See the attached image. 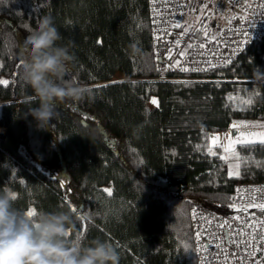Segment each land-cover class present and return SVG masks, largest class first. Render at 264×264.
Instances as JSON below:
<instances>
[{"label":"trees","instance_id":"obj_1","mask_svg":"<svg viewBox=\"0 0 264 264\" xmlns=\"http://www.w3.org/2000/svg\"><path fill=\"white\" fill-rule=\"evenodd\" d=\"M45 15L75 57L64 79L86 92L41 129L17 33L24 41ZM0 17V191L25 213H71L69 241H108L120 264H196L191 209L225 222L237 184L264 181L260 143L235 147L239 176L229 177L221 148L208 154L210 133L264 122V77L254 71L264 72V33L230 63L189 73L156 57L148 0H0ZM189 29L201 38V24Z\"/></svg>","mask_w":264,"mask_h":264},{"label":"built area","instance_id":"obj_2","mask_svg":"<svg viewBox=\"0 0 264 264\" xmlns=\"http://www.w3.org/2000/svg\"><path fill=\"white\" fill-rule=\"evenodd\" d=\"M148 8L156 57L177 72L203 73L226 65L264 33V0H148ZM190 24L202 25L201 38H190ZM177 60L180 66L174 67ZM259 203H264V181L237 184L233 213L225 222L192 208L196 264H264V211L249 207Z\"/></svg>","mask_w":264,"mask_h":264},{"label":"clouds","instance_id":"obj_3","mask_svg":"<svg viewBox=\"0 0 264 264\" xmlns=\"http://www.w3.org/2000/svg\"><path fill=\"white\" fill-rule=\"evenodd\" d=\"M61 34L51 15L41 17L28 27L23 47L30 54L22 62L21 79L38 100L30 110L38 128H48L57 107L68 100L79 101L86 89L64 79L75 57L67 46L57 45ZM7 47H14L8 38ZM257 76L264 72L254 67ZM11 190L0 191V264H120V255L108 241L94 239L88 244H73L69 232L71 213L41 212L35 217L14 206Z\"/></svg>","mask_w":264,"mask_h":264},{"label":"snow or ice","instance_id":"obj_4","mask_svg":"<svg viewBox=\"0 0 264 264\" xmlns=\"http://www.w3.org/2000/svg\"><path fill=\"white\" fill-rule=\"evenodd\" d=\"M175 27H180L181 24L178 22L174 25ZM192 45H189V48H191ZM200 47H203V44L200 45ZM181 56H185L187 55V53L185 52H181L180 53ZM171 57H169L170 59ZM174 67H179L180 66V61L177 60L176 64L173 65ZM182 71H189L188 68H182ZM192 71H197L199 69H191ZM0 84H7V81H0ZM255 95V93H253ZM229 99H232L231 97H229ZM152 104L157 105L158 106V101L153 99L151 101ZM244 104L246 105H250L252 103V97L250 96L247 100L243 101ZM241 127H249L248 125H240ZM233 127H237V125H233ZM251 127H262L264 128V125H252ZM235 135V134H233ZM220 140L219 137H212L211 138V144L212 146L208 148V154L209 155H216L215 151L213 150L214 147H222L224 149L225 153L230 154L232 157H234L237 160H240V156L238 155L236 149L234 148V145L239 144L241 146H248V145H253L256 143H260L261 145H264V132H260V133H248L246 135H242L239 139H230L229 143L225 146L223 144H217V141ZM220 159L222 160H227L228 156L227 155H222L220 156ZM239 168V164H237L235 166V168H230L228 175L229 177H232L233 175L239 176V171L237 170ZM104 191L107 193L108 196L112 195V190L111 189H104ZM255 191V190H254ZM11 198L12 199H16V194L13 192H10ZM255 199V198H253ZM233 207L235 208L236 206L233 205ZM249 207H256L258 209H260L261 211H264V203H259V204H253V205H249ZM237 211H247V207L243 208V209H236ZM73 212H76V209L73 208L72 209ZM26 215L28 217H35L37 215L36 211L33 209H29L26 212ZM235 218V217H234ZM261 224H264V221H260ZM199 235V234H198ZM79 239V237H77V240ZM253 239H255V237H253ZM261 241H264V236L260 237ZM185 247H187V245H185Z\"/></svg>","mask_w":264,"mask_h":264},{"label":"rangeland","instance_id":"obj_5","mask_svg":"<svg viewBox=\"0 0 264 264\" xmlns=\"http://www.w3.org/2000/svg\"><path fill=\"white\" fill-rule=\"evenodd\" d=\"M2 20H3V18L0 17V22ZM17 34H18L19 43H20V59L25 60L28 57V55L30 54V49L26 48V47H23V40L21 39L19 33H17ZM121 79H123V77L121 75H116L115 76V80H121ZM179 80H181V79H179ZM200 80H205V79H200ZM153 99H155V98L154 97L151 98V100L148 102L147 105L149 107L156 106V105L151 103V101ZM233 125H237V127H233ZM240 125H248L249 127H241ZM252 125H264V122H258V121H254V120H245V121H234V122H232L225 131H220L222 140L220 141L219 144H223V145L226 146L230 139H233V140L239 139L242 135H246L248 133L264 132V128H262V127H251ZM233 134H235V135H233ZM237 145L238 144L234 145V148ZM219 148L222 149L223 155H227L228 156V159L225 160V165H226L227 172H229L230 168H235V166L237 165V160L234 157H232L230 154L225 153L224 149L222 147H219ZM101 163H102V167L104 168L103 161H101ZM58 176L60 177V179L62 181H65L66 177H65L63 172L59 171L58 172Z\"/></svg>","mask_w":264,"mask_h":264},{"label":"bare ground","instance_id":"obj_6","mask_svg":"<svg viewBox=\"0 0 264 264\" xmlns=\"http://www.w3.org/2000/svg\"><path fill=\"white\" fill-rule=\"evenodd\" d=\"M226 134H227V133H226ZM231 136H232V135H231ZM231 136H230V137H231ZM212 137H219V138H220V140L217 141V144H219L220 141L222 140V138H221V132H213V133H210L209 136H208V143H209L210 146H212V144H211V138H212ZM225 141H226V140H225ZM228 143H229V142H228ZM228 143H227V144H228Z\"/></svg>","mask_w":264,"mask_h":264},{"label":"water","instance_id":"obj_7","mask_svg":"<svg viewBox=\"0 0 264 264\" xmlns=\"http://www.w3.org/2000/svg\"><path fill=\"white\" fill-rule=\"evenodd\" d=\"M158 60L160 61V58H158Z\"/></svg>","mask_w":264,"mask_h":264}]
</instances>
